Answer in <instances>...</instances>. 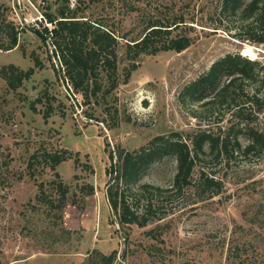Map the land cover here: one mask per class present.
Here are the masks:
<instances>
[{
    "label": "rangeland",
    "instance_id": "rangeland-1",
    "mask_svg": "<svg viewBox=\"0 0 264 264\" xmlns=\"http://www.w3.org/2000/svg\"><path fill=\"white\" fill-rule=\"evenodd\" d=\"M68 1L71 7L78 5L77 16L101 20L120 37L138 35L147 17H168L167 9L183 12L187 18L194 16L198 38L181 53L143 57L109 100L117 110L116 117H110L102 108L83 105L79 96H72L55 74L60 65L50 39L42 40L35 33H41L43 26L52 28L43 11L50 7L56 13L63 2L0 0V45H8L13 31L17 32L16 47L0 51V68L35 69L15 91L0 76V264H81L93 251L107 255L113 250L118 252L114 264H264V153L245 155L237 149L233 136L237 135L239 144L245 140L240 136V120L231 112L205 103L190 105L180 97L183 88L212 63L229 53L241 54L245 45L260 50L255 60L264 64V45L239 41L222 27L212 30L210 14L217 0H127L133 12L121 0ZM238 18L235 25L245 22ZM124 42L119 39L121 49ZM35 59L40 67L34 66ZM262 80L264 69L252 83L258 87ZM252 88L245 84L249 94ZM258 95H264V83ZM46 97L53 109L47 119L43 118ZM38 98L42 101L36 103ZM247 105L253 114L252 105ZM85 113H93L95 119ZM253 115L256 120L251 126L262 129L264 111ZM201 131L220 140L231 132L228 157L206 155L195 168L221 181L220 194L201 198L187 192L162 199L161 211L167 216L157 222L161 242L145 235L155 223L146 228L132 226L126 244L105 196L108 152L116 146L137 149L157 135L176 132L184 139ZM60 149L78 153L81 163H89L94 171L87 176L86 170L68 160L57 167L62 180L72 191L76 183L88 182L94 194L64 209L62 225L70 231V239L56 231L52 242L40 234L49 223L45 215L29 207L35 204L38 184L48 181L51 172L33 162L35 178L31 179L27 164L34 153ZM175 169L174 158L167 156L149 167L142 181L167 187ZM74 175L79 179H73Z\"/></svg>",
    "mask_w": 264,
    "mask_h": 264
},
{
    "label": "trees",
    "instance_id": "trees-1",
    "mask_svg": "<svg viewBox=\"0 0 264 264\" xmlns=\"http://www.w3.org/2000/svg\"><path fill=\"white\" fill-rule=\"evenodd\" d=\"M59 1L63 2V5L56 13L47 7L42 14L46 24L52 28L43 26L41 33H35L42 40L50 39L53 56L58 59L60 65L55 74L70 88L72 96H79L83 105L92 104L102 108L110 117H116L117 110L109 100L119 84L128 81L143 57L163 52L181 53L198 38L193 26L194 16L187 18L183 12L173 13L167 9L168 17H147L138 35L120 37L101 20L77 16L78 5L71 7L68 0ZM121 1L127 10L135 11L127 4V0ZM240 16L245 22L235 25L234 19L239 17L240 21ZM210 21L213 22L214 31L222 27L239 41L264 45V0H217L210 14ZM222 21H225V24ZM16 34L17 32L13 31L9 44L0 45V51H10L16 47ZM120 38L125 41L122 49ZM34 66L40 67L36 59ZM263 69L264 64L260 65L256 60H249L239 53H229L212 63L181 91V99L190 105L205 103L213 108H225L226 112H231L233 118L240 120V136L245 143L239 144L237 135H234L233 139L237 149L245 155L260 156L264 153V127L258 129L251 126L256 120L253 114L264 111V95H258L263 90L264 81L262 80L258 87L252 83L257 82L255 80ZM34 72V68L23 72L14 65L0 68L1 78L13 91L21 87L23 81L28 80ZM245 84L253 85L250 94L246 91ZM239 98L240 103L237 102ZM41 101L38 98L36 103ZM45 101L47 108L43 118L47 119L53 109L48 97ZM247 104L252 105L253 114L248 112ZM112 113L114 115H111ZM85 114L89 119H95L93 113ZM230 133L220 140L213 138L207 131L189 134L184 139L179 133L171 132L166 136L157 135L145 145L131 151L116 146L108 152L110 164L105 169L108 178L105 196L126 244L129 242L132 226L146 228L166 218L167 213L161 211L162 199L183 196L187 192H193L201 198L220 194L221 181L204 169L195 168L199 159L206 155L227 158ZM167 156L173 157L176 162L171 184L160 187L143 182L147 169ZM68 160H73L75 168L86 170L87 176L94 174L89 163H81L78 153L64 149L52 152L44 150L40 155L34 153L27 164L31 179L35 178L33 162L42 163L51 172L48 181L38 184L35 204L30 203L29 207L35 214L41 211V214L45 215V220L49 223L40 234L52 242L55 240L56 231L65 236L66 240L70 239V231L62 225L64 209L67 206H77L80 200L83 201V198L94 194V187L88 182L76 183L75 190L72 191L70 185L62 180L57 167ZM73 179L78 180L79 177L74 175ZM22 215H25V212ZM160 227L157 223L145 235L161 242ZM92 254L81 264H114L118 252L113 250L104 255L93 251Z\"/></svg>",
    "mask_w": 264,
    "mask_h": 264
},
{
    "label": "bare ground",
    "instance_id": "bare-ground-1",
    "mask_svg": "<svg viewBox=\"0 0 264 264\" xmlns=\"http://www.w3.org/2000/svg\"><path fill=\"white\" fill-rule=\"evenodd\" d=\"M259 52H260V50L254 48L250 45H245L242 48V50H240L241 55L249 58L250 60L257 59Z\"/></svg>",
    "mask_w": 264,
    "mask_h": 264
},
{
    "label": "water",
    "instance_id": "water-1",
    "mask_svg": "<svg viewBox=\"0 0 264 264\" xmlns=\"http://www.w3.org/2000/svg\"><path fill=\"white\" fill-rule=\"evenodd\" d=\"M242 50V49H241Z\"/></svg>",
    "mask_w": 264,
    "mask_h": 264
}]
</instances>
